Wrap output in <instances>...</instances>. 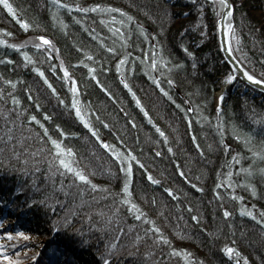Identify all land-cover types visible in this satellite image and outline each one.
<instances>
[{
  "label": "trees",
  "instance_id": "obj_1",
  "mask_svg": "<svg viewBox=\"0 0 264 264\" xmlns=\"http://www.w3.org/2000/svg\"><path fill=\"white\" fill-rule=\"evenodd\" d=\"M232 1L237 54L264 78V0ZM9 3L15 16L0 4V223L10 208L15 227L0 257L97 264L82 253L93 249L108 264L127 253L146 264H235L219 250L233 243L264 264V143L250 123L260 119L264 132V94L248 103L237 92L213 107V80L233 73L216 42L193 53L195 23L169 0ZM164 225L201 240L211 258L174 248Z\"/></svg>",
  "mask_w": 264,
  "mask_h": 264
},
{
  "label": "bare ground",
  "instance_id": "obj_2",
  "mask_svg": "<svg viewBox=\"0 0 264 264\" xmlns=\"http://www.w3.org/2000/svg\"><path fill=\"white\" fill-rule=\"evenodd\" d=\"M17 1L20 2L21 0H17ZM228 1L231 4L230 6H228V4H226V6H225L222 3L221 0H220V4L219 5H216V6L215 5L214 6H211V5L209 6V4H208L209 1L207 2V5L204 8L201 9V13H202V10H203L202 15H206L205 17L202 16V19L201 20L204 21V23H203L204 25L202 24L201 29L204 31V34L205 35L208 34L209 29L213 30V32L216 34V38L217 39L215 40V42H216L217 47L219 48L218 50H219V53L221 54V56H224L225 58L229 57L231 59H236V60H238L247 69V67L245 66V64L243 63V61L241 60V58L237 54V47L235 46V44H236V42H235V36L236 35L234 34V25H235L234 11H235V7H234L233 1H231V0H228ZM33 2H31V3H33ZM103 3L106 4L108 2L103 1ZM183 5H184L183 6V9H181V10L184 12V14H186V12L188 10V7L190 5V2L189 3H185ZM191 6H194V5H191ZM196 6L198 8V5H196ZM191 8L197 10L195 6L194 7H191ZM193 9H190L191 12L192 13L193 12L196 13ZM229 12L231 13L230 15H229ZM212 20H214L213 23H211ZM229 25H231V27H229ZM124 35H126V34H124ZM224 35L228 37V38H226V37L225 38H226L227 43H228V40H229V47L231 48V50H229V47H227L225 45V43H224V40H223V36ZM235 74L238 75V73L233 69V73H231L230 75L233 76L234 88H238L237 89V92H241L243 94V96L245 98H247V102L248 103L253 102V101L254 102L260 101V98L257 97L258 95L256 93V90L259 91V93H263L264 94V91H262L263 89L262 90H260V89L258 90V88L254 87L249 82L245 81L239 75H238V77L235 76ZM259 86H261V85H259ZM228 89L229 88H225V89H223V90H221V91H219L217 93V100L218 101L227 92ZM223 108H224V105H222V108L221 109H223ZM249 109L251 110V107H249ZM260 116H262V115H260ZM251 119L252 120L250 121V123L252 124V126L254 128L258 129L259 136L261 135V137H259L258 144L264 143V136H263L264 135V132H263V129L261 130V128L258 127V126H261L262 125V121L260 119H258V118H256V119L253 118L252 115H251ZM255 121L258 122V126L254 123ZM258 134H256V136H258ZM57 155H58V153L55 154V156H57ZM59 157H61V156H59ZM48 163H49L48 166H49L50 169H53V168L55 169V166H56L55 163H53V162H48ZM192 165L193 164L190 163L189 164V167H191ZM136 170H137V168L136 167H133V173H136ZM226 174H227V176H226ZM226 174H225V176H226V178L228 177V182H230L231 179L229 180V178H232L233 177V174L232 173H229V172L226 173ZM218 179L219 178L217 176H213V178L211 180V184L214 185L217 182ZM176 185L178 186V184H176ZM197 185L199 186L200 184L197 183ZM173 187H176V186L173 185ZM140 207H141L140 208L141 212H143L144 210L148 211L145 208L144 204H141L140 203ZM233 211H236V210L233 209ZM148 215L150 216V213H148ZM88 226H91L92 228H94V225L92 223H90V222H88ZM95 229H97L99 231L98 234H95L96 235L95 237H97L98 235L101 236L102 235V232L104 231V229H102L101 227H99V228H96L95 227ZM164 232H167V229H165ZM79 236H81V238H80L81 240H85L88 237H89V239H91V237H92L91 234L85 233L84 231ZM76 237H78V236H76ZM163 239H164V237H163ZM170 240H171V243L170 244L174 248H178V246L181 244V243L179 244V242H177V241L172 240L171 237H170ZM200 242L201 241L193 240L191 242V247L189 248L190 250H188V247H186V246H185V250L186 251H190V252H192L191 250H193V251L200 250V251L206 253L205 254L206 257H208V255H209L208 258H211V256H212V249L210 247L206 246V245L204 247L203 246L204 243H200ZM197 243H198V246L196 247V244ZM176 245H178V246H176ZM226 248L239 249L237 251L241 255L236 254V253H233L235 250L231 254H229L226 251ZM185 250L184 249H181L178 252L179 253L178 255H181V254H187L188 255L189 254V255H191V257L194 256L193 253L186 252ZM219 250H220V252H223L224 255H226L227 259L231 260L235 264H239V263L240 264H243V263L244 264H252V262L255 261L254 255H252V256L250 255V253H252L251 252L252 251L251 249L250 250L249 249L246 250L245 248H241L237 244L229 243L228 244V247H226V246L225 247H220ZM219 250H217V251L219 252ZM129 252H131V251H129ZM82 253L85 255V258H88V260H90L91 257H93L95 263H97V264H104V262H102L106 258V255L104 253H101V252L100 253H96L95 250H93V249H91L90 253H86L85 251H83ZM131 253H133V252H131ZM90 254H94V256L91 255V257H90ZM102 256H104L105 258H103ZM127 256H128L129 259H127V258L126 259H121L122 264H146V259H145L146 256L143 258L144 259L143 260L144 262L140 261V258L143 257V254H141V257L140 258L138 256H136V255L130 256V255H128V253H127ZM243 256H245L246 259ZM219 258H222V255H219ZM219 258L217 256L216 257V260H218ZM219 261H220V259H219ZM226 261H227V264L230 263V261L229 262H228V260H226ZM245 261H246V263H245ZM117 263H120V261H117L116 264ZM210 263L213 264L212 262H210ZM217 263L219 264V262H217ZM148 264H150V262Z\"/></svg>",
  "mask_w": 264,
  "mask_h": 264
},
{
  "label": "rangeland",
  "instance_id": "obj_3",
  "mask_svg": "<svg viewBox=\"0 0 264 264\" xmlns=\"http://www.w3.org/2000/svg\"><path fill=\"white\" fill-rule=\"evenodd\" d=\"M170 2H171V4H172V2L173 3H177V0L175 1V0H169ZM188 1H190V0H188ZM209 1V2H208ZM232 1V0H231ZM191 2H192V5H194L195 7H196V9L197 10H195V9H193V8H191L190 6L191 5H189V7H188V10H190V9H193L196 13H192L191 11H188V12H186V16H187V14H188V16L189 17H191V19L192 20H190V22H192V21H194V23H195V25H194V27L196 28H194L193 26H191V25H188V24H186V25H188L189 27H191V31L189 32L190 34L192 33V36H195V37H192V38H194V39H192L191 38V40L189 41L190 42V44H189V46H191L192 48H190L189 47V49H191V51L194 53H197V54H199L198 52L199 51H201V49L203 48V47H205V45H210V43H211V41L213 40L214 42H215V40L217 39L216 38V34L213 32V30H211V29H209V32H208V34H206L207 35V38H206V36L204 35V33H203V30L201 29V27H198V26H202V24H203V20H201L202 19V16L203 17H205L206 15H202V13H203V10H202V13H201V10L200 9H202V8H204L206 5H207V2H208V4H209V6L211 5V6H216V5H219L220 4V0L218 1V0H191ZM194 3H196V4H198V8H197V6H196V4H194ZM178 10H181V9H183V5H179V3L178 4H176V6H175ZM206 9V8H205ZM182 17H183V19H184V13H183V15L181 16V19H182ZM187 22L189 23V20H187ZM214 22V20H212L211 21V23H213ZM200 23V24H199ZM191 24V23H190ZM198 27V28H197ZM200 29H201V31H200ZM188 33V32H187ZM188 33V34H189ZM198 34V35H197ZM205 37V39H203L202 37ZM219 49V48H218ZM221 58H223L222 60L224 61V62H227V64L230 66V68L232 69V71H233V68H232V66H231V64L229 63V61L227 60V58H225L224 56H221ZM246 66V65H245ZM247 67V66H246ZM247 69L253 74V75H255L257 78H259V79H261V80H264V78L263 77H261V76H259V75H257V74H255L252 70H250L248 67H247ZM207 72V70L205 71V73ZM228 75H230V74H222V73H219V74H217L216 75V78H215V80H216V82L213 80V83H214V85H215V91H214V96H213V107L214 108H216V109H221L222 108V105H223V103H224V100L227 98V97H229V96H232L234 93H237V89L238 88H234V80L232 79L231 81H229V80H227V76ZM235 76H237L238 77V75L237 74H235ZM211 77V76H210ZM217 83V84H216ZM225 88H229L228 90H227V92L222 96V99L220 98V100L218 101L217 100V93L219 92V91H221V90H223V89H225ZM259 90V89H258ZM264 98V97H263ZM263 98H260V101L263 99ZM246 112H244V113H239L238 114V116H237V124H242L243 122H244V120H243V118H245V117H247V115L245 114ZM221 131V130H220ZM60 154H62V155H64V154H66V151L65 152H62V153H60ZM2 221H4L3 222V224H2V227L0 228V237H3L4 235H6V234H9V233H14V224H13V219H12V211H11V209L10 208H8L7 209V211H4L3 212V217L1 218V222ZM164 227L165 228H167L168 229V227L167 226H165L164 225ZM236 228V227H235ZM232 229V228H231ZM230 229V230H231ZM175 231V230H174ZM183 231H184V229H183ZM203 232V231H202ZM168 233H171V231L168 229ZM204 233V232H203ZM173 234V232L171 233V239L172 240H174V241H177V242H179V244L181 243V245H183V247H185V245H186V243L188 244V243H190L191 244V242H192V240L190 239V238H187V237H185L184 236V234L182 233V231L181 230H179V231H176V233H174V235H172ZM183 239V240H182ZM228 239H230V238H228ZM232 240H234V241H237V239H233L232 238ZM189 241H191V242H189ZM201 241V240H200ZM2 242H3V240H2ZM203 242V241H202ZM191 264V263H190Z\"/></svg>",
  "mask_w": 264,
  "mask_h": 264
},
{
  "label": "snow or ice",
  "instance_id": "obj_4",
  "mask_svg": "<svg viewBox=\"0 0 264 264\" xmlns=\"http://www.w3.org/2000/svg\"><path fill=\"white\" fill-rule=\"evenodd\" d=\"M57 3H59V0H57ZM222 3L226 6V0H222ZM0 4H3V6L8 10V12L12 13L13 16L16 15V12L14 11L13 9V5L11 3H9V0H0ZM97 8H99V5L96 6ZM117 11H119V9H117ZM231 13L229 12V15ZM20 24L24 26V28H28L29 25L27 23V21L25 20H20ZM229 27H231V25H229ZM40 40L44 41L46 44H50L51 41H49L46 37L44 36H41L39 38ZM0 42H4L6 43V41H0ZM39 46V45H37ZM12 47H18V45H12ZM229 50H231V48L229 47ZM67 74V73H66ZM245 76H247V79L249 81H257V78L253 75H250L249 73L245 72L244 73ZM233 79V76L232 75H228L227 76V80L231 81ZM258 83H261V84H264V80H259L257 81ZM75 91V89H74ZM222 99V97H221ZM77 115H80V109L77 108ZM32 119H35V117H32ZM81 119H83V116H81ZM239 138V137H238ZM52 144L55 146V151L58 152V153H62V152H65L67 151L69 154H71L70 150H66V149H63L60 145V143L57 141V140H52ZM107 147V145H105ZM59 163L65 168L67 169L68 171H71V172H74L76 176H78V178L81 180V181H88V176L84 175L81 171L75 169L72 167L71 163L66 161L65 159H60L59 160ZM149 179H151V176H149ZM127 187H125V191H127ZM225 215H228L227 212H225ZM248 215H252L251 212L248 213ZM157 231H159V229H157ZM9 236L11 235V233L8 234ZM20 235H23V233H20ZM226 251L231 254L234 249L232 248H226ZM35 257H33L34 259ZM0 259H3L5 261H8V264H12V261L9 259L8 256H3V257H0ZM104 264H108L107 260H105Z\"/></svg>",
  "mask_w": 264,
  "mask_h": 264
},
{
  "label": "water",
  "instance_id": "obj_5",
  "mask_svg": "<svg viewBox=\"0 0 264 264\" xmlns=\"http://www.w3.org/2000/svg\"><path fill=\"white\" fill-rule=\"evenodd\" d=\"M222 1V0H221ZM226 4H228V6H230L231 4L229 3L228 0H226ZM228 38L227 36H223V40H224V43L227 47H229V40H228V43L226 41V38ZM227 57V56H226ZM227 60L229 61V63L231 64L232 68L238 73V75L243 78L245 81L249 82L251 85H253L254 87L264 91V84H261V83H258L257 81L261 80L259 78H257L255 75H253L249 70H247L238 60L236 59H231L229 57H227ZM247 72L249 73L250 75H253L257 78V81H249L247 79V76L244 75V73ZM261 85V86H259Z\"/></svg>",
  "mask_w": 264,
  "mask_h": 264
}]
</instances>
